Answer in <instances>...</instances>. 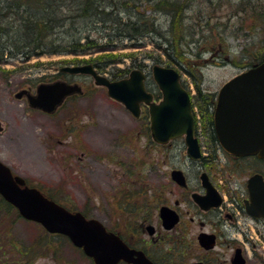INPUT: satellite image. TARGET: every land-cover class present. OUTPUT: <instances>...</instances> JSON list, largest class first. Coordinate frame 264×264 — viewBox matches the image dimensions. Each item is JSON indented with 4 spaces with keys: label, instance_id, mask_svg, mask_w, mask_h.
Instances as JSON below:
<instances>
[{
    "label": "rangeland",
    "instance_id": "374dc122",
    "mask_svg": "<svg viewBox=\"0 0 264 264\" xmlns=\"http://www.w3.org/2000/svg\"><path fill=\"white\" fill-rule=\"evenodd\" d=\"M111 1L123 6L122 12L129 8L138 17L143 14L146 22L150 20L148 27L153 28L151 35L136 41L124 40L126 48L107 52L112 57L103 59H117V63L97 70L112 80L115 68L129 70V76L134 69L151 73L154 64L172 63L185 73L183 80L194 93V88L201 89L210 99L224 83L246 69L234 63L240 62L238 56H243L242 51L245 53L255 44L264 45V0H166L165 4L162 0ZM12 2L0 0V7ZM177 8L183 16L181 52L198 69L192 73L196 80L179 64L170 62L166 53ZM236 11L243 14L236 15ZM4 14L6 32L11 34L12 19L6 10ZM79 20L60 30L55 39L68 42L91 35L105 41L109 25L97 29L91 19ZM204 30L208 38L203 40ZM218 30L221 32L216 37ZM3 42L0 41V55L4 53ZM102 54L42 55L24 62L19 54L11 58L4 53L0 61V160L30 186L51 195L68 209L73 206L72 212L97 219L116 233L128 231L126 225L131 234L135 226L122 224L121 214L126 205L120 209V199L133 195V200L144 204L148 200L145 190L164 181L162 160L160 167H152V160L157 159L160 151L153 148L149 124L111 99L107 90L97 86L90 76L59 74L66 65L94 66L96 62L92 60L100 61ZM56 81L78 82L85 93L70 98L54 115L33 109L25 98L15 96L21 90L35 91L40 84ZM1 199L0 196V264H94L66 237L49 234L40 224L19 216L16 210L7 211ZM126 216L129 217L128 213ZM145 237L151 239L147 233ZM169 242L149 249L158 262ZM199 253L202 250L196 245L195 251L177 264L191 262Z\"/></svg>",
    "mask_w": 264,
    "mask_h": 264
},
{
    "label": "flooded vegetation",
    "instance_id": "af4514ba",
    "mask_svg": "<svg viewBox=\"0 0 264 264\" xmlns=\"http://www.w3.org/2000/svg\"><path fill=\"white\" fill-rule=\"evenodd\" d=\"M189 75L197 79L194 74ZM145 76L144 84L152 95V102L159 103L162 99L159 86L152 74L145 73ZM181 84L191 98L193 133L201 155L198 159L189 156L185 135L164 145L155 144L150 107L142 104L138 119H146L149 124L153 148L160 151L157 159L153 158L152 167H160L162 160L164 181L148 188V200L144 204L129 198L120 199V209L126 205L121 214L122 224L134 225L135 229L130 234L132 230L125 225L128 231L117 234L131 249L143 251L154 264H177L192 254L196 245L202 254L186 264H236L238 257L245 264H252L253 260L262 264L264 157L227 151L215 122L218 94L210 98L212 115L206 119L207 115L199 111V105L206 102L202 90L194 88V93L183 76ZM125 213L129 217H125ZM151 226L153 234L148 229ZM146 233L151 239L145 237ZM166 240H170L169 247L161 251L163 254L158 262L149 249Z\"/></svg>",
    "mask_w": 264,
    "mask_h": 264
},
{
    "label": "water",
    "instance_id": "95a60500",
    "mask_svg": "<svg viewBox=\"0 0 264 264\" xmlns=\"http://www.w3.org/2000/svg\"><path fill=\"white\" fill-rule=\"evenodd\" d=\"M61 70L91 76L97 86L107 88L110 98L122 103L136 117L140 116L142 103L149 105L154 140L164 144L186 135L189 156H200L198 141L193 136L191 98L181 86L180 74L174 68L161 65L152 68L154 80L163 93V100L159 104L151 102L152 95L145 89V75L141 70H133L128 78L122 80L109 79L91 64L65 66ZM77 93L82 94L79 84L56 81L40 84L36 94L22 90L15 96L17 99L26 97L34 109L53 113L67 97ZM215 122L222 144L229 152L264 157V58L223 86L219 93ZM0 195L15 206L25 219L40 223L50 233L68 236L95 264H119L121 261L154 264L142 251L130 249L118 235L107 231L99 220L87 219L81 212L73 213L50 200L38 188L28 186L24 178L15 176L1 161ZM148 229L151 234L154 233V227Z\"/></svg>",
    "mask_w": 264,
    "mask_h": 264
},
{
    "label": "trees",
    "instance_id": "16d2710c",
    "mask_svg": "<svg viewBox=\"0 0 264 264\" xmlns=\"http://www.w3.org/2000/svg\"><path fill=\"white\" fill-rule=\"evenodd\" d=\"M8 1L10 2V0ZM161 2L163 4L168 3L166 0H162ZM12 3L11 5L8 4L3 6V8L0 7V41L3 42L6 39V41L9 42V44L3 42L2 51L8 53L11 58L15 57L13 53V51H15L24 62L29 61L34 56L81 55L90 52H104V54H102L103 56H99V59H101L100 61L92 60L96 62L94 64L96 68L104 69L117 63V59H103L104 57H112L107 53L108 51L126 48L127 45L122 43L124 40L136 41L141 36L146 37L152 34L153 28H149L147 25L150 20L146 22L145 20L147 19H143V14L139 13L138 17L136 11L129 8H127V12H122L121 7L123 6H119L118 2L111 0H15V2ZM5 10L10 14L8 18L12 19L11 34L6 32L5 15L7 14H4ZM105 10L112 11V14H114V21L109 23L106 22V18L104 17L106 15ZM169 12H174V9H170ZM236 13V15L243 14V12L239 13L237 11ZM263 13L264 11H261V14ZM124 14L126 18H124ZM173 15L175 25L173 28H170L172 35V39H170L171 45L170 48H166L169 61L173 63L176 62L183 67L182 70L188 73H193V71L196 72L198 69L195 68V64L190 62V59L185 58V53L181 52V45L179 44L183 26V16L180 17L181 9L177 8V14L175 15L174 13ZM82 18L91 19L94 23V28L97 29H99L100 25H109L107 27V31H109L107 32L105 41L92 37L91 35L82 36L83 38L76 37L68 42L67 40H61L60 42V40L57 41V39H55L60 30H66L71 22H75ZM220 32L221 31L218 30L216 37ZM205 33L204 30L201 34L203 40L208 38ZM255 45L256 47H252L251 49L247 48L245 53L242 51V57L238 56L240 62L237 60L234 62L238 67L248 68L262 60L264 57V45ZM159 47H161V45H159ZM205 52L209 53L210 51L205 50ZM4 53L0 55V61L3 60ZM188 53L191 52L189 51ZM252 58L255 60L250 61ZM169 64L170 66L172 65V63ZM128 71L129 70L115 68L114 72L116 74L113 73L115 74L114 79L119 80L126 77ZM208 96L209 95L203 94V100L206 101L204 104H206L204 105L202 103L199 105L200 112L207 115L206 119L208 115H212L210 110L213 105ZM147 192L146 189L144 193L147 194ZM46 195L54 200V197L51 195ZM133 197L132 195L127 198L131 200ZM1 201L5 205L7 211L16 210L3 198ZM65 205L68 206L69 204L65 203ZM72 207L73 206H70L69 208L74 209Z\"/></svg>",
    "mask_w": 264,
    "mask_h": 264
},
{
    "label": "bare ground",
    "instance_id": "6f19581e",
    "mask_svg": "<svg viewBox=\"0 0 264 264\" xmlns=\"http://www.w3.org/2000/svg\"><path fill=\"white\" fill-rule=\"evenodd\" d=\"M11 1L15 2V0H11ZM105 13H106V15H105L104 17L106 18V22H107V23L112 22V21L115 20V19H114V14H112V11H111V10H105ZM82 19H83V18H82ZM80 20H81V19H80ZM80 20H79V21H80ZM83 20H84V19H83ZM79 21H78V22H79ZM5 43L9 44L8 41H6ZM13 53H14V56L17 55V53H16L15 51H13Z\"/></svg>",
    "mask_w": 264,
    "mask_h": 264
}]
</instances>
